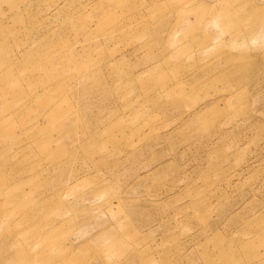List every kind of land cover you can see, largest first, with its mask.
<instances>
[{"label": "rangeland", "instance_id": "1", "mask_svg": "<svg viewBox=\"0 0 264 264\" xmlns=\"http://www.w3.org/2000/svg\"><path fill=\"white\" fill-rule=\"evenodd\" d=\"M0 264H264V0H0Z\"/></svg>", "mask_w": 264, "mask_h": 264}]
</instances>
